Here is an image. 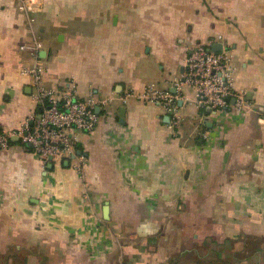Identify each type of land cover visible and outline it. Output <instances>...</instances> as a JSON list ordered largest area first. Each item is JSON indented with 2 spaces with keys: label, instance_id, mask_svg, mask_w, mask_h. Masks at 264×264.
I'll use <instances>...</instances> for the list:
<instances>
[{
  "label": "crops",
  "instance_id": "crops-1",
  "mask_svg": "<svg viewBox=\"0 0 264 264\" xmlns=\"http://www.w3.org/2000/svg\"><path fill=\"white\" fill-rule=\"evenodd\" d=\"M20 2L0 0V131L38 111L22 46L40 47L45 86L73 82L115 114L74 134L67 165L15 138L0 151V264H264V0ZM214 44L232 56L244 115L199 109L185 84L172 129L159 106L119 101L175 92L194 47Z\"/></svg>",
  "mask_w": 264,
  "mask_h": 264
},
{
  "label": "built area",
  "instance_id": "built-area-1",
  "mask_svg": "<svg viewBox=\"0 0 264 264\" xmlns=\"http://www.w3.org/2000/svg\"><path fill=\"white\" fill-rule=\"evenodd\" d=\"M21 1L18 10L31 11L32 0ZM33 20V16L31 17ZM38 45L22 46L34 57V63L23 73L33 80V102L38 111L33 110L14 132L0 131V151H6L12 144V138L19 141L23 147L31 146L41 161L47 165L56 160L67 162L76 158L75 133L90 135L96 129L99 115L95 113L98 107L108 118L114 117L111 109V98L96 99L90 94L86 99L77 95V87L68 82L62 90L45 86L43 76L46 69L37 56ZM234 67L232 56L222 48L221 52H212L202 45H196L184 62V82L174 81L175 92L160 90L154 85L145 87L140 92L127 91L119 98L121 103L134 98L140 102L159 106L169 116V128L180 124L178 102L183 99L180 95L183 84L190 86L195 92V103L199 109L216 115L219 111L230 108L238 115H244L248 106L242 93L233 91ZM227 99H234L231 104ZM83 180L86 175L78 165L75 168ZM96 232H100L96 228Z\"/></svg>",
  "mask_w": 264,
  "mask_h": 264
},
{
  "label": "water",
  "instance_id": "water-1",
  "mask_svg": "<svg viewBox=\"0 0 264 264\" xmlns=\"http://www.w3.org/2000/svg\"><path fill=\"white\" fill-rule=\"evenodd\" d=\"M212 52H221L222 51V45L221 44H214L212 45L211 47V50ZM228 102H230L231 104L234 103V99H227ZM207 112H209V110L207 109L206 110ZM95 113L99 115L100 113V109L98 107L95 108ZM166 123H169V117L166 116ZM29 149H31V146H27ZM77 155H79V153H77ZM72 159H74V157H72ZM50 163H49V167L51 168L52 167V163H51V160H49ZM68 162L66 161L65 162V165H67Z\"/></svg>",
  "mask_w": 264,
  "mask_h": 264
}]
</instances>
